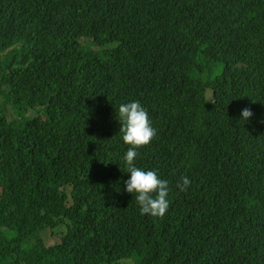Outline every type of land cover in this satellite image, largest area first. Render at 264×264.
Masks as SVG:
<instances>
[{
	"label": "trees",
	"instance_id": "16d2710c",
	"mask_svg": "<svg viewBox=\"0 0 264 264\" xmlns=\"http://www.w3.org/2000/svg\"><path fill=\"white\" fill-rule=\"evenodd\" d=\"M0 56V264H264V0H0ZM132 101L163 218L123 191Z\"/></svg>",
	"mask_w": 264,
	"mask_h": 264
},
{
	"label": "clouds",
	"instance_id": "9594fccd",
	"mask_svg": "<svg viewBox=\"0 0 264 264\" xmlns=\"http://www.w3.org/2000/svg\"><path fill=\"white\" fill-rule=\"evenodd\" d=\"M240 115L241 120L247 121L253 116V112L245 107ZM118 116L123 142L130 145L123 157L129 174V178L124 181L123 191L135 194L141 215L163 218L169 209V182L161 179L155 171H144L134 163L138 156L137 149L148 145L156 130L151 126L147 110L138 101L120 104ZM260 123H264V119ZM190 183L189 178L184 176L177 182L176 187L183 192L188 189Z\"/></svg>",
	"mask_w": 264,
	"mask_h": 264
},
{
	"label": "rangeland",
	"instance_id": "374dc122",
	"mask_svg": "<svg viewBox=\"0 0 264 264\" xmlns=\"http://www.w3.org/2000/svg\"><path fill=\"white\" fill-rule=\"evenodd\" d=\"M1 83L2 82H0V85H1ZM0 95H1V97H0L1 102H5V104L8 106V108L12 111V109H13L12 104H11V100L12 99L10 98L9 94L8 93L5 94L4 92H0ZM48 233H50V232L46 231V233L41 236V239L43 240V242L45 243L46 246L47 245L48 246L49 245H53L54 243L59 241V233H60V229L59 228L54 230L53 234L48 235Z\"/></svg>",
	"mask_w": 264,
	"mask_h": 264
}]
</instances>
